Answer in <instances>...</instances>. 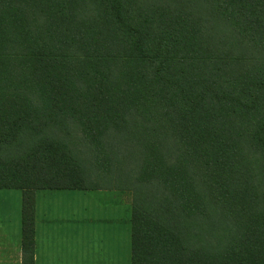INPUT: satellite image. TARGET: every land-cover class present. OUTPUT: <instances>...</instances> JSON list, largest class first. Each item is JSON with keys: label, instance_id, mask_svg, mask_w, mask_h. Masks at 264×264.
<instances>
[{"label": "trees", "instance_id": "1", "mask_svg": "<svg viewBox=\"0 0 264 264\" xmlns=\"http://www.w3.org/2000/svg\"><path fill=\"white\" fill-rule=\"evenodd\" d=\"M77 138L122 171L132 264H264V0H0V189L23 191V264L36 191L109 189Z\"/></svg>", "mask_w": 264, "mask_h": 264}, {"label": "crops", "instance_id": "2", "mask_svg": "<svg viewBox=\"0 0 264 264\" xmlns=\"http://www.w3.org/2000/svg\"><path fill=\"white\" fill-rule=\"evenodd\" d=\"M121 192L36 191L34 264H132V204ZM123 200L131 208V252L121 245ZM22 206V190L0 189V264H23Z\"/></svg>", "mask_w": 264, "mask_h": 264}, {"label": "rangeland", "instance_id": "3", "mask_svg": "<svg viewBox=\"0 0 264 264\" xmlns=\"http://www.w3.org/2000/svg\"><path fill=\"white\" fill-rule=\"evenodd\" d=\"M53 132H55L56 135L64 136V138L69 142V130L63 132L62 130H56L54 129ZM65 134V135H64ZM74 135V134H73ZM74 146L78 151H80V160H82L83 165L87 170L91 172V175L88 177V184L91 185H98L102 188H109V189H103V190H108L110 192H121L119 189H115V187H123L124 185H121L118 181H121L119 176L121 174V169L119 165L114 164L113 172L111 174H104L96 170L95 166L91 163V155L89 154L87 147H85L83 144L79 143V138L76 139V143H74ZM113 160V156L111 157ZM120 158L123 159V156L120 155ZM99 174V175H98ZM126 193L129 195L131 198V193L127 192ZM110 196V195H107ZM120 196V195H118ZM91 200L95 201L93 195L91 196ZM89 200L88 202H90ZM119 206V205H118ZM91 207V206H90ZM102 207V206H101ZM102 210H104V207H102ZM120 210V216L122 217V223H121V232L123 235V238H121V245L123 246V250L128 248V251L131 252V239L129 236L130 235V229H131V224H130V213H131V208H127L126 204L123 200L122 207L119 209ZM128 223V224H127ZM128 226H129V232H128ZM99 233V232H98ZM130 254V253H129ZM125 260V256H123V261Z\"/></svg>", "mask_w": 264, "mask_h": 264}]
</instances>
